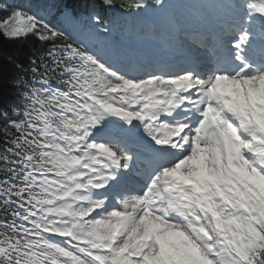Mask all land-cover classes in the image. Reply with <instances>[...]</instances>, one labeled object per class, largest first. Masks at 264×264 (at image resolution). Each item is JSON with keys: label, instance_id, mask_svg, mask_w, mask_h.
<instances>
[{"label": "snow or ice", "instance_id": "6c2138e0", "mask_svg": "<svg viewBox=\"0 0 264 264\" xmlns=\"http://www.w3.org/2000/svg\"><path fill=\"white\" fill-rule=\"evenodd\" d=\"M191 8L168 20L182 61L154 70L93 46L99 14L69 32L0 8L5 39L45 48L0 127V264H264V0Z\"/></svg>", "mask_w": 264, "mask_h": 264}, {"label": "trees", "instance_id": "16d2710c", "mask_svg": "<svg viewBox=\"0 0 264 264\" xmlns=\"http://www.w3.org/2000/svg\"><path fill=\"white\" fill-rule=\"evenodd\" d=\"M15 2L16 0H0V8L14 5ZM121 2L122 0H114V4L108 6L104 3V0H38L37 8L45 7L48 9L52 20L59 16L61 18L65 17V14L68 13L70 15L77 14L80 17L79 20L87 22V18L95 13L102 17L103 23L101 26L118 29L117 25H119L124 29L127 28L125 31L132 30V28H129L132 26L135 30L142 12L130 13V15L117 13L116 9H120ZM170 4H172L171 0ZM0 14L6 13L0 10ZM122 20L124 21L121 23ZM126 22H129L131 26L127 27ZM132 36L134 35L131 34L130 37ZM44 51L45 48L31 36L24 40L9 41L0 34V127L5 123L3 120L4 113L9 117L16 118L13 115V108L22 109L20 94L24 89L23 87L14 86L13 82L18 79L30 81L31 74L24 69L30 66L29 62L32 58L43 54ZM18 65H22L23 69ZM4 139L5 137L0 134V151L3 150Z\"/></svg>", "mask_w": 264, "mask_h": 264}, {"label": "rangeland", "instance_id": "374dc122", "mask_svg": "<svg viewBox=\"0 0 264 264\" xmlns=\"http://www.w3.org/2000/svg\"><path fill=\"white\" fill-rule=\"evenodd\" d=\"M26 4L27 1L25 2ZM199 3V0L197 2V4ZM196 4V0H182L181 3V7L183 8L181 10V12L176 13V17H180L183 15H186V13L191 12V6ZM29 13H36L37 12H33V11H28L25 10ZM146 16L149 18L150 22H155V24L161 28V30L165 31H170V27L168 24V16L167 13H159L155 10H149L147 12H145ZM40 15H44L43 12H41ZM6 16H2L0 17V21H2L3 19H5ZM46 20L48 19L47 16H45ZM154 20V21H153ZM72 23V22H71ZM73 24V23H72ZM144 26L143 24L139 25L137 28L138 32H141V27ZM77 27V25L73 24V28ZM143 35V34H142ZM151 35H147L145 40L141 43V50L138 51L137 48L135 47H126L124 49V47H121V54H122V59L127 62V61H131L133 63L137 62L139 59H143L145 57H153V52L150 50V45H152V39H151ZM143 38V37H142ZM160 39L163 41L165 39V36L160 34ZM115 41V40H114ZM164 45V42H161ZM93 44V43H92ZM102 46V45H101ZM156 46H158V43L156 44Z\"/></svg>", "mask_w": 264, "mask_h": 264}]
</instances>
